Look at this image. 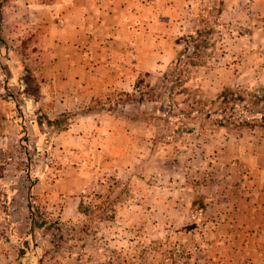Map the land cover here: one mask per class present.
Returning a JSON list of instances; mask_svg holds the SVG:
<instances>
[{"label":"rangeland","instance_id":"rangeland-1","mask_svg":"<svg viewBox=\"0 0 264 264\" xmlns=\"http://www.w3.org/2000/svg\"><path fill=\"white\" fill-rule=\"evenodd\" d=\"M263 121L264 0H0V264H264Z\"/></svg>","mask_w":264,"mask_h":264},{"label":"trees","instance_id":"trees-1","mask_svg":"<svg viewBox=\"0 0 264 264\" xmlns=\"http://www.w3.org/2000/svg\"><path fill=\"white\" fill-rule=\"evenodd\" d=\"M213 29H209L205 32L195 31L194 35L190 36L189 38L192 39L191 41L194 42L195 40H201L204 36L211 35ZM205 34V35H204ZM201 43V42H200ZM199 42L195 43L194 47L192 48L191 54H188L186 50L179 52L173 62L171 63L170 68L167 72H165L161 78L158 79V82L154 86L147 85V92L142 90L140 87V83L143 84V81L140 80L137 85V101L144 102L145 99L148 97L151 100L156 98V91L159 90L160 87L164 85H176L179 89H183L182 92L187 93L186 84L191 78V73L193 69L202 66L206 59L209 57L208 52H206V47L201 45ZM207 43V42H206ZM205 43V44H206ZM186 90V91H185ZM164 101L167 99L166 95L159 96ZM246 96H242L240 94H236L232 90H226L220 97V103L223 105L224 108H228L230 105H238V102H244ZM134 100V99H132ZM162 100V101H163ZM256 102H259L261 99L259 97H255ZM171 102V101H169ZM234 109V108H233ZM247 110V109H246ZM244 124L251 125L252 123L243 120ZM225 123L224 119L219 120V124L223 125ZM264 127V121L260 124ZM60 132V129L55 131V134ZM49 252L48 246H46L45 255Z\"/></svg>","mask_w":264,"mask_h":264}]
</instances>
